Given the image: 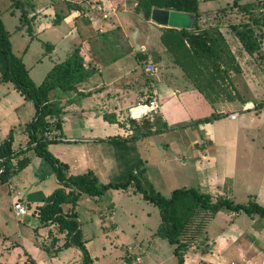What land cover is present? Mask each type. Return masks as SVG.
<instances>
[{
	"label": "crops",
	"instance_id": "obj_1",
	"mask_svg": "<svg viewBox=\"0 0 264 264\" xmlns=\"http://www.w3.org/2000/svg\"><path fill=\"white\" fill-rule=\"evenodd\" d=\"M19 1L17 3L11 0L10 7L6 9L8 12L9 9L15 7L16 9L14 8L10 12L12 15L16 13V10L19 11V21L13 25V32L20 33L15 38V42L14 33L7 28L2 14L0 17L10 34L12 51L22 57L35 84H40L47 72L55 64L65 60L81 42L88 43L94 72L83 82L77 84L75 90L68 92L53 90L50 93L51 100L58 101L62 107L61 129H52L51 132L64 139L50 143L48 149L57 159L68 165L67 176L91 170L98 180L103 182L102 180L107 179L108 172L112 169L108 157L109 152L105 150L107 144L114 140V136L135 137L136 131L133 134V131L124 125L125 115L127 116L129 108L136 104L140 98L148 97L147 89L144 90L145 94L141 92L146 88V81H143L142 77H137L140 64L135 54L147 52V47L151 45L150 35L145 36V39L141 41L139 27L134 26L129 34L123 30L124 23L126 24L130 20L129 24H132L131 16L141 14L136 13L135 10L128 12L127 2L124 0H101L108 13L104 18L96 15L93 9L89 8L90 0ZM72 4L82 5L84 12L69 8ZM133 5L135 6V3ZM20 6L27 10L26 18L20 17L22 11ZM150 21L147 20L148 25H151ZM115 30H119L121 33L112 34L111 32ZM159 32L161 34V31ZM160 34L157 35L159 44L156 49L166 53L165 47L160 41ZM118 35L121 38L115 39ZM119 41L127 43H124V46L123 44L119 46ZM44 46L45 50L42 49ZM106 52L109 53L108 56H105ZM147 60H149L148 63L151 62L149 57ZM158 60L160 61L162 58L159 57ZM169 71L171 72V70ZM170 75L172 76L173 73ZM164 80L167 81L164 78L154 79V88L152 87L154 98L159 102L161 96L177 99L181 97L180 93L182 92L177 88L174 89ZM190 87V91H192L190 95L194 103L207 101L195 85ZM246 103L253 105V102ZM234 111L237 109L233 104L221 105L216 108V113L220 115ZM164 112L161 110L158 118L162 127L165 128L168 121L170 123L175 121L176 125L182 124L180 128H184V134L188 139V142L185 143H188L189 147H196L200 143L208 145L207 148L212 153V155L210 153V158L215 160L219 151L217 145L219 141L216 137L218 134L212 131L211 125L220 116L210 122H202L201 120L209 116L204 112L194 113L191 115L192 117L187 116L188 120L182 121L172 120V117L168 114L165 115ZM34 113L33 103L27 101L13 87L12 83L0 81V140H6L10 134H13V164H21L27 160L24 167L19 168L6 181L0 182V264H5L3 260L6 261V264H29L30 262L81 264L83 252L78 246L62 247L63 240L60 237H65V231H60L54 222L45 223L40 219V208L47 203L48 197L55 189L60 187V183L56 178L54 167L48 161L37 156L33 148L27 147L28 135L25 126L32 120ZM226 116L230 120H236L239 114L236 118H230L228 114ZM50 120L55 121V118ZM195 120L200 123L194 125ZM183 122L191 123L196 128L187 127ZM171 125L168 129L175 127ZM144 131L145 129H142L137 134L144 136L141 134ZM152 131L155 129L152 128ZM232 132H234L233 129H225L219 135V138L222 139L221 150L230 154L229 165L234 164L236 153ZM184 141L179 143H184ZM206 159H208V155L204 152L198 157V163H203ZM227 172L221 169L219 173L216 172L213 179H202L199 188L211 193L214 197L224 196L233 201L234 191L237 189L236 183L233 173L228 174ZM239 190L248 195L252 194L255 198L253 200L264 207V185L261 184L253 190L252 185L244 180ZM105 196L106 194L101 197H88L102 201ZM17 199L28 208V214L23 217L18 216L13 209V202ZM77 203L74 207L70 203L62 204V211L63 213H72V211L76 213V220L82 235L80 241L91 257L92 264H98L99 257L93 253L94 249L88 247L87 243L90 241L86 235L90 232V225L101 228L102 230H98V232L102 234V238L98 239V243L101 244V247L107 243L106 214L96 211L93 207H88L85 210L87 211L86 216L82 215L90 222H86L83 227L80 224L79 212L76 210ZM255 215L257 214L219 211L210 224H214L215 220L222 216L221 227L209 232V224L199 240L188 248L184 255V264H260L262 251L260 247L253 245L252 240L256 242L258 239H262L264 228L258 227ZM262 219L264 221V218ZM110 224L113 228H118L116 222L110 221ZM56 227L59 232H56ZM156 229L152 234L151 252L146 257H149L151 264H165L166 259L152 262L150 258L151 253L162 246V237L156 234ZM71 247H74L75 251H71ZM135 247L142 248V243H136ZM171 249L173 252V245ZM131 254L127 250L123 256L128 260L127 258L133 257ZM137 254L135 252L136 257L134 258L138 257L139 260L136 261L142 263ZM172 257L175 259L174 264H178L174 252Z\"/></svg>",
	"mask_w": 264,
	"mask_h": 264
},
{
	"label": "rangeland",
	"instance_id": "obj_2",
	"mask_svg": "<svg viewBox=\"0 0 264 264\" xmlns=\"http://www.w3.org/2000/svg\"><path fill=\"white\" fill-rule=\"evenodd\" d=\"M12 1L14 2L15 0ZM124 1L127 2V11L133 12V7H135L133 5L135 3L134 0ZM235 1L201 0L200 6V27L219 26L240 66V71H231L229 79L222 84L229 88L235 98L237 97V102H235L237 111L234 112H238L239 116L236 120H230L226 115L234 112L223 114L211 125L212 131L218 134L216 137L219 141L217 144L219 151L215 160L210 158L211 151L207 148L208 145L200 143L196 147H189L188 143H185L188 142V139L184 134V128H180L182 124L176 125L175 121L170 123L167 119L168 123H166L167 126L164 128L159 124L158 118L161 110L165 111V115L171 116L172 120L186 121L188 120L187 116L203 112L208 116H212L217 114L216 108L221 107V104H218L219 102L212 104L213 102L210 103L208 99L205 102L203 101V103H194L192 101L190 86L194 87L193 82L174 63L169 53H163L160 49H156L157 44H159L157 35L160 34L159 31H162L164 26L154 24L152 20V22L150 21L151 25H148L147 20L142 15L135 14L130 17L132 24H129L130 20L126 24L124 23L123 30L129 34L134 26L139 27L141 41L145 39V36L150 35L151 45L147 47L145 54H147L155 67V70L150 73L145 70L149 60L145 63L142 62L143 64L139 67L137 77H142L143 81H146V88L141 91L142 94H145L144 90L147 89L146 95L148 98H154L152 92L154 79L161 78L167 79V81H164L182 93H180L181 97L178 99L161 96L159 98L160 112L158 114H149L146 117L148 119L142 118L131 122L132 119L125 115L124 125L133 131V134L137 128L134 129L135 124H137L138 129L147 130V125L144 121L148 120L152 123V128L159 131L148 136L135 134L134 138H124L122 135L114 136V140L109 142L105 149L109 152L108 157L112 169L109 170L107 179L102 180L103 182L101 183L118 182L133 174L146 190L153 187L162 195L169 196L174 188L182 186L199 187L202 179L211 180L216 176V172L219 173L223 169L228 171V174L233 173L234 175L237 189H235L234 198L232 199L235 203H247L249 200L255 199L252 194L242 193L239 187L244 180H247L252 185L253 190L261 184L264 185V0H237L240 5H251L250 10L239 8ZM89 3H91L89 8L93 9L94 13L99 17L104 18L108 14L101 0H90ZM10 5L11 0H0V15H3L7 28L13 32V25L19 21V11L16 10V13L12 15L10 12L15 8L13 7L6 12ZM20 9L22 10L21 6ZM254 19H257V21H254ZM138 21L139 24H137ZM232 25L251 27L256 39L261 43V48L254 54L247 53L235 36L231 28ZM135 30L137 29L135 28ZM111 33L116 35L121 33V31L115 30ZM18 35H20L18 31L13 34L14 42ZM117 38L120 39L121 36L118 35L115 39ZM115 39L113 37L114 41ZM124 43L126 44L127 42L119 41L118 44L119 46L121 44L124 46ZM42 49L45 50V46ZM108 55L109 53L106 52L105 56ZM159 57L162 60L159 61ZM169 70L173 73L172 76ZM224 93L221 92L222 98ZM241 98L246 99V102H253V105L249 103L250 106H253L248 109L249 111L241 109L246 103L241 106V103L238 102V99ZM199 123L197 120L194 121V125ZM183 124L190 128H196L191 123L185 124L183 122ZM170 125L175 127L168 129ZM206 129L209 131L208 128ZM225 129L234 130L231 134L236 152L233 165H229L230 154L221 150L220 143L222 139L219 138V135ZM182 140H185L184 143H179ZM204 152L208 155V159L203 161V163H198V157ZM221 166L222 168L220 169ZM88 207H93L96 211L106 214V227H108V230H105V233H107V237L105 235L107 238V243H104L105 247H101V244L98 243V239L102 238V234L98 232V230H102L101 228H95L90 225V232L86 235L89 238L88 241H90L87 243L88 247L92 248V250L94 249L93 253L99 257L98 264H151L149 257L147 258L146 256L151 252L152 234L160 223V213L156 205L143 199L142 194L136 190L134 185H130L123 190H109L102 201H96L82 194L78 200L76 210L79 212L80 224L83 227L86 222H90L89 219L87 220L82 215L86 216L87 211L85 210ZM255 217L258 227L264 228L262 217L258 214ZM222 220L223 217L220 216L215 220L214 224H210L209 232L220 228ZM110 221L116 222L118 228H113ZM56 232H59L57 227ZM262 235V239H258L256 242L252 240L254 242L253 245L260 247L262 251L260 264H264V231ZM60 239L64 243L65 237H60ZM138 242L142 243V248L140 249L135 247ZM161 245L151 253L152 262L166 259L165 264H174L172 245L164 238L161 239ZM70 250L75 251V248L71 247ZM127 250L133 256L132 258H127L128 260L123 256ZM135 252L140 256L142 263H138L134 258L136 257ZM3 261L6 264V261Z\"/></svg>",
	"mask_w": 264,
	"mask_h": 264
},
{
	"label": "trees",
	"instance_id": "obj_3",
	"mask_svg": "<svg viewBox=\"0 0 264 264\" xmlns=\"http://www.w3.org/2000/svg\"><path fill=\"white\" fill-rule=\"evenodd\" d=\"M14 2L20 1L15 0ZM134 2L135 12L141 14L146 20H151V12L155 8L189 13L194 16L191 28L162 27L161 44L172 56L174 63L184 71L210 103L219 102L218 104L226 106L233 104L236 108L237 97L235 98L229 88L222 84L229 79L231 71L239 72L240 66L219 26L200 27L201 0H134ZM235 4L239 8L250 10L251 5L249 4L240 5L237 0ZM69 8L84 12L80 4H72ZM27 14V10L22 9L20 17L26 18ZM231 28L247 53L254 54L261 48V43L256 39L251 27L232 25ZM135 57L140 65L148 59L147 54L142 52L136 53ZM91 61L88 43L81 42L65 60L55 64L47 72L40 84H35L22 57L12 51L10 34L0 17V81L12 83L13 87L34 105V116L25 126L28 135L27 147L33 148L37 156L54 167L56 178L60 183V187L55 189L48 197L47 203L40 208V219L45 223L54 222L60 231H65V241L62 247L78 246L83 252L81 264H92L91 257L80 241L82 235L76 220V213L73 211L63 213L62 204L70 203L74 207L82 194L92 198L101 197L109 190L127 189L130 185L136 187L143 199L158 207L160 223L156 234L173 245L178 264H184V255L188 248L199 240L219 211L258 214L264 218V207L253 199L247 203H234L224 196L214 197L199 187L174 188L169 196H164L153 187L146 190L133 174L118 182L108 183H101L91 170L67 176L68 165L62 163L48 149L50 143L58 140L45 136L46 131L61 129L62 107L58 101L51 100L50 93L53 90L63 92L75 90L77 84L83 82L94 72ZM220 91L225 92V98H222ZM150 99L152 98L147 97V100ZM238 102L242 105L246 99H238ZM219 116L221 115L215 114L201 121L210 122ZM52 118H55V121H51ZM134 121L136 120H131V122ZM144 123L147 125V130L141 132L142 135L158 133V129L152 131V123L149 120ZM135 128V134H137L141 129H138L137 124L134 125ZM13 140V134H10L8 139L3 140L0 147V182L6 181L27 163V160H24L21 164H13ZM29 264L37 263L30 262Z\"/></svg>",
	"mask_w": 264,
	"mask_h": 264
},
{
	"label": "built area",
	"instance_id": "obj_4",
	"mask_svg": "<svg viewBox=\"0 0 264 264\" xmlns=\"http://www.w3.org/2000/svg\"><path fill=\"white\" fill-rule=\"evenodd\" d=\"M145 70L150 73L155 70V67L151 62H149L147 63ZM252 107L253 106H250L249 103H245L242 110L246 111ZM159 112H160V104L156 98L147 100V97H143V98H140L138 102H136L135 105L129 108L127 115L130 119L140 120L142 118H146L149 114H158ZM238 114H239L238 112H234V113H231L230 115L228 114V116L230 118H236ZM45 136L49 139H56V140L64 139L63 137L57 134H53L50 130L45 132ZM2 142L3 140L2 141L0 140V147L2 145ZM0 172H1V169H0ZM13 209L16 212V214L20 217H23L28 214V208L19 199L13 202ZM136 260H139V258L137 257Z\"/></svg>",
	"mask_w": 264,
	"mask_h": 264
},
{
	"label": "water",
	"instance_id": "obj_5",
	"mask_svg": "<svg viewBox=\"0 0 264 264\" xmlns=\"http://www.w3.org/2000/svg\"><path fill=\"white\" fill-rule=\"evenodd\" d=\"M150 18L159 26L191 28L194 16L189 13L155 8L152 10Z\"/></svg>",
	"mask_w": 264,
	"mask_h": 264
}]
</instances>
